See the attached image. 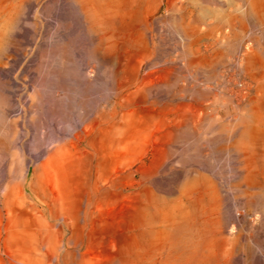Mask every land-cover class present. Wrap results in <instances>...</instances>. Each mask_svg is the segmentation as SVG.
I'll list each match as a JSON object with an SVG mask.
<instances>
[{
  "label": "bare ground",
  "instance_id": "obj_1",
  "mask_svg": "<svg viewBox=\"0 0 264 264\" xmlns=\"http://www.w3.org/2000/svg\"><path fill=\"white\" fill-rule=\"evenodd\" d=\"M32 1L20 0L18 10L13 8L16 23L24 16L20 10L42 2ZM195 2L208 10L225 3L53 0L54 10H63L56 17L41 7L43 19L54 21L57 30H71L76 23L81 45L55 41L52 62L35 72V111L50 140L33 148L17 146L19 130L9 138V145L38 162L35 180L29 181L34 162H25L19 177L0 192V239L3 236L8 257L0 246V263L238 264L246 241L234 232L240 217L251 227L260 221L264 243V60L253 55V41L240 46L233 65L244 80L229 79L231 99L214 109L194 105L186 85L178 91L175 87L179 73L187 79L194 70L196 52L212 61L221 47L238 46L241 33L256 20L264 21V0H233L225 20L208 23L196 16ZM163 9L165 16L179 17L183 24L180 63L160 56L155 15ZM45 85L50 95L43 91ZM5 94L0 106L4 117L13 118L18 108L22 114L25 109ZM96 96L105 102L93 110ZM51 98L61 103L60 110L43 103ZM231 105L243 118L230 122L231 131L224 137L228 144L219 149L228 155L225 176L207 162L208 154L189 153L183 145L207 118L222 110L229 115ZM77 110L78 124L65 133L64 117ZM198 113L204 117L199 128L194 124ZM5 144L0 140L1 147ZM177 150H182L180 155ZM190 159L195 160L191 164L196 175L173 198L159 196L153 185L164 168ZM115 201L123 202L118 215L104 219L99 212ZM228 220L235 224L227 226ZM94 240L106 246H93ZM258 251L249 250V264H256L259 255L264 261V247Z\"/></svg>",
  "mask_w": 264,
  "mask_h": 264
},
{
  "label": "rangeland",
  "instance_id": "obj_2",
  "mask_svg": "<svg viewBox=\"0 0 264 264\" xmlns=\"http://www.w3.org/2000/svg\"><path fill=\"white\" fill-rule=\"evenodd\" d=\"M20 0H0V106L6 100V94L8 98L20 105L25 111L21 114L19 108L12 114L13 118H5L0 107V140L6 142L5 146H0V192L6 183L12 181L13 178H18L22 166L25 162H34L31 165V173L29 181L33 179L34 164L38 162V158L31 157L30 155H24L20 150H17L12 144L9 145V138L11 134L16 130L21 133L20 139H18L17 146L25 143L27 146H34L41 141H49L51 134L44 135L41 129V118L36 113L35 109L39 101L36 99V79L37 72L41 68L44 70L47 63L52 62L51 52L52 44L59 40H70L77 46L81 45V35L78 32L77 24L73 23L71 30H64V27L59 26L58 30L55 28L54 21H45L41 16L39 10L41 7L52 10L53 17H56L57 13H62L63 10L55 9L53 6V0H42L41 3L33 4L31 8L20 10L24 14L23 19L16 23L13 19L14 9ZM28 3H35L32 0H27ZM195 1V0H193ZM224 6L213 8L215 10H208L207 6L195 2L194 8L196 10V16L201 17L203 23L223 21L227 18L229 10L232 9L233 0H224ZM165 9L155 15L158 18V27L161 34V57H173L177 63L182 62L183 48L180 32L183 29L179 17L177 20L165 16ZM246 32L241 33V39L239 45H226L219 49L218 55L213 58L212 61L200 59L196 52L195 68L190 72L188 77H184L182 73L178 74V80L175 87L180 90L181 86L186 85L191 88L193 104L198 106L202 103L204 105H214L211 109L215 108V105L225 101L228 102L230 98V89L233 88V84L230 80L237 79L243 81V75H239L234 61L241 55L240 46H246L248 41H253L254 53L253 55L260 57L264 60V21H258L254 25L249 26ZM197 49V46L195 47ZM201 53H205L204 50ZM215 56V55H213ZM41 60L45 64H40ZM72 71H79L74 70ZM181 72V71H180ZM230 79V80H229ZM240 86V85H239ZM235 86V88H239ZM100 86L96 85V88ZM10 90V92H7ZM43 91L50 93V88L45 85ZM5 92V93H4ZM75 95V101H79L80 97ZM103 97V96H102ZM46 98V97H45ZM63 102V101H62ZM105 98L95 97V100L91 102V108L95 110L99 106H103ZM43 103L50 104L54 108H60V102L56 99L51 100L44 99ZM216 103V104H215ZM62 106V105H61ZM235 106H230L229 115L225 110H222L215 118H207L206 125L199 132L194 133L188 139V143L183 147L188 150L189 153L199 152L200 154H208L207 162L220 174L225 176L228 174V155L219 152V149L226 146L228 142L224 139L231 131V123L236 124L237 121L234 117L242 119L243 115L240 111L235 110ZM30 109V110H29ZM201 113H198L195 117L194 124L199 128L204 122ZM211 114V111H210ZM79 117H81L80 111H74L72 116H65L64 126L65 133L71 129L73 125L78 124ZM78 118V119H77ZM16 120V121H15ZM32 125V126H30ZM8 139V140H7ZM182 150H177V155H180ZM191 161V162H189ZM184 161L183 163H176L170 167L164 168L161 175L156 179L153 187L159 196L171 199L178 191L187 184L196 174L193 173L196 167L191 163L194 159ZM202 175L210 177L208 173L201 172ZM222 174V175H223ZM35 180V179H33ZM106 204V203H105ZM123 205L122 201H115L104 207V210L100 211V215L104 219H115L118 215L120 206ZM100 217V216H99ZM232 220H228L227 226L233 225ZM235 224V223H234ZM260 221H256L255 225L251 227L250 224L240 217L239 222L235 224L234 232L242 233L246 238V241L240 246V256L238 264H249L250 259L248 252L250 249L257 250L263 248L264 243L262 236ZM3 232V231H1ZM95 234L94 236H97ZM93 246H106L101 240H94ZM99 244V245H97ZM260 244V246H257ZM1 251L3 256L7 260L6 246H4L3 236L0 239ZM256 264L264 263L260 255L254 259ZM0 264H10L9 262H1Z\"/></svg>",
  "mask_w": 264,
  "mask_h": 264
}]
</instances>
